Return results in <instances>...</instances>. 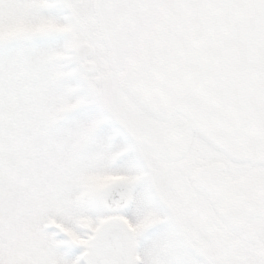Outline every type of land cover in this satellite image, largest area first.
I'll return each instance as SVG.
<instances>
[{
  "label": "snow or ice",
  "instance_id": "1",
  "mask_svg": "<svg viewBox=\"0 0 264 264\" xmlns=\"http://www.w3.org/2000/svg\"><path fill=\"white\" fill-rule=\"evenodd\" d=\"M0 264H264V0H0Z\"/></svg>",
  "mask_w": 264,
  "mask_h": 264
}]
</instances>
